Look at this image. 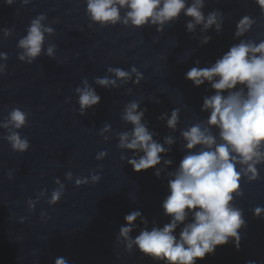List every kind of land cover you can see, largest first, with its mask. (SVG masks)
Segmentation results:
<instances>
[{
	"label": "water",
	"instance_id": "1",
	"mask_svg": "<svg viewBox=\"0 0 264 264\" xmlns=\"http://www.w3.org/2000/svg\"><path fill=\"white\" fill-rule=\"evenodd\" d=\"M216 9L224 15L219 33L214 28L201 32L202 26L189 33L185 24L191 18L183 14L157 32L156 26L94 24L85 13L84 0H14L12 5L0 0V52L7 53V59L0 60L4 69L0 73V122L13 108L28 114L21 129L0 127V264H54L57 257L69 264H159L135 247L126 251V242L117 241V235L124 216L134 210L141 212L147 224L138 219L130 234L133 238L142 227L169 222L161 204L168 195V173L185 155L180 133L207 118L208 113L201 111L203 97L214 94L207 82L194 87L185 73L194 66L214 63L239 39H264V16L254 0H205V15ZM41 14L45 17L42 25L53 32L45 34L41 54L32 63L27 58L21 61L18 41L31 20ZM245 15L255 23L243 37L234 39L236 23ZM203 36L211 37L205 45L200 44ZM49 45H56L52 58L46 55ZM132 66L143 76L139 84L118 80V87L105 89L93 83L95 77L110 75L108 67L128 70ZM84 79L101 99L80 114L74 90L83 86ZM129 101H139V109H146L143 119L156 133L155 140L163 144L166 135L175 140L155 166L161 170L159 178L155 168L133 171L127 163L131 152L116 146L117 134L131 128L120 119ZM175 108L179 123L170 130L158 117ZM105 123L111 127L101 136ZM10 130L27 138V151H12L6 140ZM100 151L107 155L96 160ZM163 159L173 163L164 165ZM256 168L255 180L241 177V194L234 193L231 202L245 221L238 230L239 250L229 239L196 264H264V214L252 212L255 207L264 208V163ZM69 171L72 180L65 179ZM97 174L96 183L89 179L86 184H74L77 177ZM57 177L65 185L64 193L49 206ZM42 189L46 190L43 195ZM29 199L35 201L32 210Z\"/></svg>",
	"mask_w": 264,
	"mask_h": 264
},
{
	"label": "clouds",
	"instance_id": "2",
	"mask_svg": "<svg viewBox=\"0 0 264 264\" xmlns=\"http://www.w3.org/2000/svg\"><path fill=\"white\" fill-rule=\"evenodd\" d=\"M13 2L4 0L7 5ZM254 2L260 15L264 16V0ZM84 4L89 20L101 27L118 23L130 24L134 28L148 25L156 26L157 32H161L166 24L176 21L181 14L191 18L185 24L189 33L195 32L197 26H202L201 32L214 28L219 33L223 26L224 15L220 10H212L205 15V0H84ZM44 18L41 14L31 20L26 35L18 41L17 46L23 50L19 60L27 58V62L32 63L41 54L45 34L53 32L52 28L42 25ZM254 23L255 20L248 15L241 17L235 26L234 39L243 37ZM210 40V36H203L200 44L205 45ZM55 47L49 45L46 49L50 58ZM6 59L7 53L0 52V60ZM3 70V65H0V73ZM106 72L110 75L95 77L93 83L110 89L118 87V80L123 84L131 80L136 85L143 78L135 66L128 70L108 67ZM185 79L190 80L194 87L207 82L214 94L203 97L201 111L208 113L207 118L191 124L180 133L185 155L176 169L168 173V195L161 204L163 214L170 218L169 222L162 227H142L133 238L130 234L137 227L135 222L140 219L142 224H147L141 212L134 210L124 216V224L117 235V241L123 239L126 242V251L131 252L135 247L141 255L159 264H196L197 259L213 253L216 246L228 243L229 239L239 250L238 230L245 221L242 211L231 204L233 194H241V177L255 180L258 176L256 165L264 163V39L259 42L239 39L214 63L190 68ZM81 83L83 86H77L74 91L79 112L84 114L97 105L101 97L87 79ZM140 103L129 101L124 105L120 119L131 128L117 134L116 146L131 152L127 163L133 171L155 168L154 174L159 178L161 170L155 166L161 164V154H167L175 140L169 135L164 137L163 144L154 139L156 133L143 119L146 109H139ZM27 115L25 111L13 108L0 122V127L21 129L26 124ZM158 119L165 121L168 129L175 130L179 123V109H173L170 114L163 113ZM110 127L105 123L100 135L103 136ZM213 129L217 130L215 134ZM6 140L14 152L23 153L30 146L27 138H21L18 131L10 130ZM106 155V151H100L95 159L102 160ZM121 159L125 157L121 156ZM172 163L171 159H163L164 165ZM65 179L72 180L73 174L70 171L65 173ZM89 179L96 183L100 176L77 177L74 184L80 186L88 183ZM54 183L58 187L50 193L49 206L61 199L65 189L58 177ZM45 191L42 189L41 195ZM27 203L30 210L34 209L35 201L29 199ZM252 212L254 216H262L264 208L255 207ZM41 216H44L43 212ZM54 264L69 262L64 257H57ZM249 264L255 262L250 261Z\"/></svg>",
	"mask_w": 264,
	"mask_h": 264
}]
</instances>
